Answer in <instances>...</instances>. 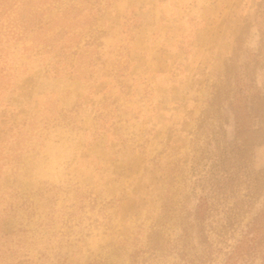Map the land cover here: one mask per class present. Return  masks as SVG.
I'll use <instances>...</instances> for the list:
<instances>
[{
  "label": "rangeland",
  "instance_id": "1",
  "mask_svg": "<svg viewBox=\"0 0 264 264\" xmlns=\"http://www.w3.org/2000/svg\"><path fill=\"white\" fill-rule=\"evenodd\" d=\"M237 74L264 94V0H0V264H224L264 210V142L209 250L192 168L233 137L227 97L204 112ZM260 232L233 264H264Z\"/></svg>",
  "mask_w": 264,
  "mask_h": 264
},
{
  "label": "trees",
  "instance_id": "2",
  "mask_svg": "<svg viewBox=\"0 0 264 264\" xmlns=\"http://www.w3.org/2000/svg\"><path fill=\"white\" fill-rule=\"evenodd\" d=\"M234 81L233 89L216 88L209 102L210 108L204 112V120L212 117L218 111L211 107L218 106L220 95L227 97L233 114V137L229 139L226 136L223 124L211 128L207 132L205 147L197 151L193 161L192 169L197 175L194 183L200 189L196 196L194 216L200 239L208 250L211 245L206 235V223L216 208L223 207L227 198L236 195L241 186H244V193L236 199L232 208L226 207L225 211L238 210L261 190L260 173L253 170L251 157L254 146L264 142V94L252 86L249 78L245 80L237 74ZM263 223L264 210H261L249 223V230L242 235L243 238L238 239L232 251L227 254L224 264L235 263L244 251H255ZM183 231L185 237L186 229ZM158 241L157 231L149 235L151 249H156ZM181 257L186 259V253L182 252Z\"/></svg>",
  "mask_w": 264,
  "mask_h": 264
}]
</instances>
